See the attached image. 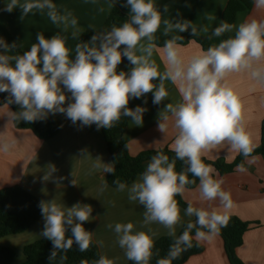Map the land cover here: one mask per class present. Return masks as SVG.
Instances as JSON below:
<instances>
[{
    "label": "clouds",
    "instance_id": "clouds-1",
    "mask_svg": "<svg viewBox=\"0 0 264 264\" xmlns=\"http://www.w3.org/2000/svg\"><path fill=\"white\" fill-rule=\"evenodd\" d=\"M116 3L117 0H106L107 9H113ZM254 4L258 10H264V0H254ZM122 6L130 11L120 26L95 32L89 41H82L83 30L78 19L67 9L61 12L53 0H7L3 11L11 13L19 8L21 19L34 12L46 14L77 43L70 48L68 35L57 32L46 38L39 32L30 50L12 54L18 44H8L0 38V93H8L5 107L15 104L20 108L8 112V122L31 123L44 120L49 114L61 113L73 125L95 124L99 130L114 127L122 117L131 118L133 124L141 126L146 109L139 105L134 109L128 107L130 100L152 93V103L159 105L168 98L165 81L178 84L180 101L167 103L159 113L157 124L164 136L170 124L175 130L171 145L174 158L157 152L131 186L114 181L117 191L127 190L128 200L143 206L142 228L160 225L174 238L167 257L156 261V264H172L182 252L193 247L194 239L197 242L209 239L227 225L226 210L232 207L231 194L224 190L223 179L217 178L216 169L206 164L203 157L225 145L229 151L245 158L254 151L244 126L241 98L227 78L245 73L256 84L264 86V19L245 20L238 26L221 21L207 38L220 37L235 28L234 36L201 50L187 61L178 43L184 37L172 35L163 46L165 70L160 72L153 57L157 51L156 33L162 24L165 36L190 30L194 37L207 34L209 28L204 26L198 30L183 18L164 19L162 11L167 13L168 5L161 11L154 0H125ZM99 11L104 12L105 8L100 7ZM124 58L132 67L129 71H118ZM65 90L71 94L67 106L69 97ZM15 144L14 139H6L2 150L8 152ZM80 155L91 156L87 149H82ZM177 161L184 164L183 171H176ZM91 170L110 174L116 171L114 162L105 163L99 156L93 159ZM238 170L246 171L243 164L238 165ZM56 171L55 165L49 164L42 180L51 178L59 185L64 177L53 178ZM188 173L195 179H189ZM197 179L200 201L208 202L209 207H197L189 201L183 215L195 220L189 219L183 224V231L177 236V227L182 225L183 218L176 197H183L188 191L187 185L195 184ZM72 183L75 185V180ZM106 188L107 184L103 183L99 190L103 192ZM214 201H219V207L211 206ZM38 207L44 219L40 235L53 245L50 262L74 244L80 252L89 249L94 232L87 231L83 225L93 219L90 204L77 202L66 207L53 199L40 201ZM108 227L113 229L116 243L128 260L134 264H150L158 232L150 227L147 231L135 230L133 222H118ZM69 229L71 235H68ZM97 243L102 246L101 241ZM92 264H115V261L101 255Z\"/></svg>",
    "mask_w": 264,
    "mask_h": 264
},
{
    "label": "crops",
    "instance_id": "crops-1",
    "mask_svg": "<svg viewBox=\"0 0 264 264\" xmlns=\"http://www.w3.org/2000/svg\"><path fill=\"white\" fill-rule=\"evenodd\" d=\"M7 0H0V22L4 24L10 33L15 37L20 47L30 50L32 43L37 42V33H43L46 38H51L57 32L68 35V46L74 48L77 41L73 40L68 33H63L62 26L54 25L46 14L34 12L21 19V9L17 8L11 13L3 11ZM23 2V0H22ZM59 10L71 11L78 19L79 26L83 32L87 30L100 32L110 14L107 9L106 0H53ZM161 11L164 5H168V12L163 13L164 19L183 18L191 21L199 30L207 26V34L191 36L190 30L184 33L173 32L165 36L164 26L156 33L157 51L154 59L159 65V71L165 70L163 57V46L172 35H181L183 40L178 41L181 47V55L187 61L194 55H198L202 46L196 40H205L211 35L213 29L223 21V13L228 0H154ZM125 0H117L114 8H119L129 15L130 9L122 6ZM104 7L105 11L100 12L99 8ZM264 19V10H258L253 6L249 13H241L237 16L234 26H238L245 20ZM81 33V34H82ZM224 34H235L232 32ZM189 40L192 42L190 43ZM126 58L118 66V71H125ZM228 84L240 96L243 105L244 126L250 134L254 148L261 143V125L264 120V86L256 84L245 73L232 74L227 78ZM168 98L159 105L152 103V93L146 94L139 99H132L137 106L146 109L143 113V124L136 126L129 121L126 136L128 138L130 154L137 156L145 151H158L169 148L175 137V130L169 126L168 132L162 134L158 131L157 124L159 113L163 111L167 103L180 101L179 85L165 81ZM69 97L67 103L71 102V94L65 90ZM146 101V103H145ZM12 108L0 106V190L21 186L33 194L39 201L56 200L57 203L71 207L77 202L90 204L93 208L91 216L93 219L84 222L87 231L94 232L93 240L97 243L101 255H105L115 261V264H127L128 260L124 251L116 243V235L108 225H115L118 222H133L135 230H145L150 227L159 233L155 242L163 237H170L167 230L160 225H149L142 228L143 206L128 200L127 190L117 191L108 185L107 177L110 173L92 171L93 159L101 157L105 163H112L108 147L106 145L103 128L97 129L95 124L81 127L79 122L73 125L64 114L56 113L55 117L59 123V132L52 140L43 141L38 139L30 130H18L13 122H8L7 114ZM15 140V146L5 152L2 144L5 140ZM87 149L91 155L82 158L80 152ZM239 153L229 151L227 145L209 151L203 158L211 161H224L233 163ZM254 158V159H253ZM149 161L144 165L146 168ZM54 164L57 171L55 177H64L57 185L50 178L43 181L47 166ZM246 171H239L238 168L229 174L217 178L223 179L222 187L231 194L232 207L226 210L228 216H236L243 221L253 223L251 229L244 235V242L237 250V255L243 264H264V156L256 155L246 159L244 165ZM214 168V167H213ZM215 169V168H214ZM139 176L137 177V179ZM136 179V180H137ZM75 180V185L72 183ZM135 180V181H136ZM106 183L107 188L101 192L99 189ZM131 186V185H129ZM182 199L188 203L191 201L194 206L208 208V202L200 201L198 186L195 189H188ZM212 207H219V201L211 202ZM181 208V207H180ZM182 225L177 227V235L183 229V224L194 217L183 215ZM44 228L42 219L28 231L19 235L0 237V247L9 248L17 254L14 264H24V249L43 237L40 235ZM204 246V252L191 257L185 264H230L226 256L224 241L219 234L199 241Z\"/></svg>",
    "mask_w": 264,
    "mask_h": 264
},
{
    "label": "trees",
    "instance_id": "trees-1",
    "mask_svg": "<svg viewBox=\"0 0 264 264\" xmlns=\"http://www.w3.org/2000/svg\"><path fill=\"white\" fill-rule=\"evenodd\" d=\"M254 6V0H228L226 8L223 13V21L234 25L237 16L241 13H249ZM128 15L122 12L119 8H113L108 15L101 31L109 30L113 25L120 26ZM95 34V31L87 30L81 34L82 41H89L91 36ZM231 34H223L220 37H212V39L196 40L204 50L208 47L218 44L221 40L226 39ZM0 38H3L8 44L17 42L15 37L10 33L7 27L0 22ZM24 49L18 44L15 53L22 54ZM132 66L126 59L125 71H129ZM158 83V82H157ZM8 93H0V106H4ZM12 111H19L18 105H9ZM137 106L134 100H130L128 107L135 108ZM131 118L122 117L121 120L112 128H103V136L108 147V151L111 156L112 162L115 163V173L109 174L107 177V183L113 188H117L114 181L131 185L138 176L145 170V163L150 161L151 157L157 152H163L168 155L170 159L174 158V153L169 148L161 149L158 151H145L137 156L130 154V148L128 138L126 136L129 121ZM14 126L18 130H30L34 135L43 141L52 140L59 132V123L53 114H49L44 120H38L31 123L15 122ZM262 155L264 156V120L261 125V143L258 147L254 148L252 156ZM249 158V157H248ZM246 159L242 154H239L233 163H226L224 161H211L204 159L206 164L212 165L218 173L226 175L234 172L238 165L246 164ZM185 168L181 161L176 162V171H183ZM189 179H195L191 173H188ZM199 185V180H196L195 184L187 185L188 189H195ZM176 199L179 202L181 208L186 209L187 204L181 196H177ZM39 200L21 186H13L0 190V237L19 235L34 225H36L41 219V212L38 207ZM227 225L221 227L218 234L224 241V247L226 256L230 264H243L237 255V250L244 242V235L251 229L253 223L241 220L236 216H228ZM195 220V217L193 221ZM183 231V229H182ZM181 231V233H182ZM180 233V234H181ZM179 234V235H180ZM193 236L195 230H193ZM68 235H71L70 229ZM177 235V236H179ZM173 237H163L155 242L153 249L154 255L150 264H156V261L160 258L167 257L170 245L173 243ZM53 248L51 241L46 238H42L31 245H28L24 249V264H92L100 256V249L97 243L93 240L89 249L85 252H80L77 245L67 252L58 253L56 259L52 262L49 261V254ZM204 252V246L193 240V247L182 252L180 257L172 262V264H185L191 257L200 255ZM61 257H64L61 259ZM17 258V254L9 249L0 247V264H14ZM127 264H134L133 261H129Z\"/></svg>",
    "mask_w": 264,
    "mask_h": 264
}]
</instances>
